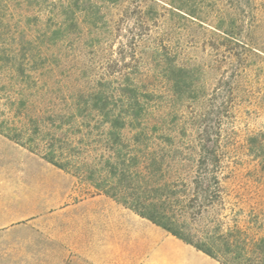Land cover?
I'll return each instance as SVG.
<instances>
[{"label":"trees","instance_id":"1","mask_svg":"<svg viewBox=\"0 0 264 264\" xmlns=\"http://www.w3.org/2000/svg\"><path fill=\"white\" fill-rule=\"evenodd\" d=\"M174 1L231 63L211 103L202 68L163 39L143 65L151 8L134 7L137 31L114 57L126 0H0V134L223 264H264V127L239 137L230 124L244 101L264 110L258 3Z\"/></svg>","mask_w":264,"mask_h":264},{"label":"crops","instance_id":"2","mask_svg":"<svg viewBox=\"0 0 264 264\" xmlns=\"http://www.w3.org/2000/svg\"><path fill=\"white\" fill-rule=\"evenodd\" d=\"M0 137L21 158L0 163V264H223Z\"/></svg>","mask_w":264,"mask_h":264},{"label":"rangeland","instance_id":"3","mask_svg":"<svg viewBox=\"0 0 264 264\" xmlns=\"http://www.w3.org/2000/svg\"><path fill=\"white\" fill-rule=\"evenodd\" d=\"M183 1L189 4L192 0H175L174 3L182 4L184 3ZM256 1L258 4L254 8L252 25L254 23L256 26L255 35L257 36L258 48L260 49L258 53L264 58V0ZM139 4L143 5V10L151 8L156 14L155 19L149 22L150 25L148 27L143 24V42L140 46V50L143 49V65L151 68L154 67L148 50L156 41L158 42L163 39L166 45L169 43L176 48L179 58L183 62L202 68L200 83L202 84V91L208 100H206L205 96L204 99L207 104L211 103L213 101L211 93L218 79L221 78L222 74L226 72L230 73L231 71V63L228 62L227 57L225 58V55L227 56L224 52L225 48L221 47L218 50L211 49L209 45L210 38L218 39V36L210 31L212 28L205 23L201 25L195 19L183 18L173 14L168 10L170 8L169 0H153V2L150 0H126L123 4L126 7L123 14H120L121 10L119 11V8L115 10L114 19L117 22V30L112 39L114 57H119L120 47L124 43L128 46L133 32L137 31L133 11L134 7ZM127 55L125 61L129 60ZM263 62L260 57L251 56L250 67L252 66V68L257 70L262 69V72L251 70V80L256 85L255 90H259L264 85ZM235 65L233 63L232 67H235ZM263 92V89L257 92L258 97H261L260 95H263ZM254 99L253 97L252 100ZM237 109L235 112L236 118L232 122L233 124H230L239 132V137L243 135L244 130H257L264 127V110L258 109L257 105L255 106L248 103V101H244ZM17 154L18 151L11 148L0 137V163H20L21 158Z\"/></svg>","mask_w":264,"mask_h":264}]
</instances>
